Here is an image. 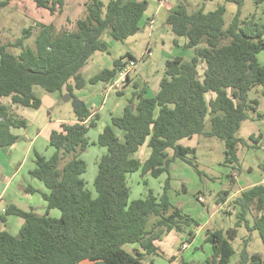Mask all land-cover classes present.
I'll return each mask as SVG.
<instances>
[{
	"label": "trees",
	"instance_id": "1",
	"mask_svg": "<svg viewBox=\"0 0 264 264\" xmlns=\"http://www.w3.org/2000/svg\"><path fill=\"white\" fill-rule=\"evenodd\" d=\"M14 0H0V11ZM39 8L54 13L64 6V0H34ZM204 3L213 0H202ZM238 5V11L225 28L226 7L205 11V5L195 11L180 1L177 9L166 20L167 26L178 37L187 39L186 48L194 49L190 61L182 57L166 62L164 78L154 97L146 90L135 93L122 116H112L95 144L107 149L98 160L94 186L96 196L87 188L83 176L87 163L82 155L90 145L88 133L97 127L99 115L86 106L75 111L77 119L62 123L50 134L49 146L54 149L47 158L35 153V167L30 175L44 184L45 191L32 186L27 193H39L47 203V210L39 214L34 208L25 210L8 205L1 216H17L24 220L17 235L0 231V264H153L159 247L156 242L171 231L188 234L191 242L199 222L170 202L167 181L162 196L152 191L145 198L130 199L128 174L141 172L159 178L170 173L171 165L179 159L198 170L196 150L179 144L194 136L215 138L225 144L224 165L242 172L238 157L239 147L253 148L239 137L243 122L250 114L261 117L259 99H251L250 92L261 88L264 97V65L258 55L264 51V23L255 17L242 20L243 0H226ZM258 4L264 0H256ZM51 4V5H49ZM148 0H88L87 14L76 22L75 31H58L51 25L38 23L24 29L15 43L0 42V149L22 140L16 130L27 128L26 119L13 109H39L41 99L34 92L39 86L47 92L82 89L86 80L81 69L96 52H107L102 37L105 32L117 41H124L140 30V23L149 8ZM36 33L34 47L26 40ZM18 48V54L9 48ZM135 60L130 54L128 60ZM126 62L121 58L113 69H106L89 82L109 84ZM202 68V77L199 68ZM122 94V91H118ZM215 96L209 98L208 94ZM7 98L10 105L3 103ZM132 105L135 106L132 110ZM210 129L207 130V119ZM116 129L123 132V140ZM263 138L262 135L259 136ZM251 139H255L254 136ZM150 154L145 160L135 158L143 146ZM173 150V155L169 153ZM191 156V157H189ZM233 184V175L229 176ZM229 191L217 195V204L225 202ZM199 198V197H198ZM241 208L238 222L228 231L207 230L205 243L212 247L207 264H231L236 254L232 241L239 228L257 231L264 244V185L245 190L233 201ZM255 206L257 215L252 224L249 215ZM57 209L60 217L50 215ZM261 214V215H259ZM159 219L150 229L151 217ZM249 239L235 264H264L260 253L250 254ZM182 264H199L187 263Z\"/></svg>",
	"mask_w": 264,
	"mask_h": 264
},
{
	"label": "rangeland",
	"instance_id": "2",
	"mask_svg": "<svg viewBox=\"0 0 264 264\" xmlns=\"http://www.w3.org/2000/svg\"><path fill=\"white\" fill-rule=\"evenodd\" d=\"M109 1L103 0L105 5ZM179 1L168 0L165 6H162L158 10V0H152L145 17L140 23L139 32L124 41H117L108 32H105L102 39L106 43L108 51L96 52L93 55L89 63L82 70L86 84L82 89H74L70 101H65L64 99L68 93L66 90L50 93L36 86L34 87V92L42 101L39 109L20 106L13 108L18 116L26 119L28 122L27 128L23 129L22 133L31 139L38 136L34 148L47 158L54 152V149L49 146L51 132L59 130L62 123H72L77 119L73 108V101L80 100L93 116L99 115L97 127L90 129L88 133L90 145L82 155L87 163V172L83 178L87 183V188L94 196H96L94 181L98 171L97 163L107 152L106 148L95 143L105 127L111 124V117L122 116L125 107L133 100L135 93L141 92L145 87L149 97L156 95L160 89L161 80L164 78L166 62L169 59L182 57L185 61H190L194 56V49L185 47L187 39L176 36L166 24L168 15L178 6ZM182 1L187 4L191 12L197 10L203 4L205 5L206 12L214 11L219 6L224 5L226 7L225 28H228L238 11L236 3L227 2L226 0H213L205 3L202 0ZM86 2L87 0H65L63 7L58 5L55 12L51 13L49 9L38 8L34 0H17L11 7H6L0 11V42L7 45L15 43L18 38L22 37L24 29L33 28L38 23L45 25L53 24L58 30L64 27L67 30H72L75 21L84 16ZM151 14L156 15V23L152 26L147 23V16ZM253 17H255L256 22L260 24L264 23V2L258 4L256 0H243L242 20H250ZM68 20H71L72 24ZM35 34L34 32L26 40L28 46L34 47ZM9 49L11 50L10 52L15 54L20 52L18 48L10 47ZM129 54L137 62L134 71L131 73V84L119 90L123 92L122 94H119L117 89L110 87L113 80L109 84L106 83V85L103 81L97 83L89 82L91 78L102 71L113 69L115 62L121 58L127 62ZM258 60L264 65V51L258 55ZM199 71L202 77L203 71L201 67ZM261 90V88H257L250 92V98L263 99ZM214 96V93L208 94L209 98ZM6 100L8 99H4L3 102H6ZM262 126H264V119L262 117H259L255 122H247L239 133V136H247L250 132L257 133V129L262 128ZM249 127L252 128L250 131L248 130ZM209 129L210 120L208 118L207 130ZM116 132L121 140H123V132L119 129H116ZM181 141V144L184 146L196 148V162L197 164L199 163L198 169L201 173L189 163L177 159L171 165L170 173H164L159 178H154L150 174L142 175L141 172L128 174L127 182L131 190L130 199L145 198L150 191L156 197H160L163 195L167 181L170 179V188L168 190L170 202L175 207L181 208L200 224L199 227L187 229V231L193 229L197 233L196 240L193 244L191 243L192 245L189 249L181 251L179 257L181 260L183 259V262L207 264V260L211 255V246L204 241L205 232L212 228H217L224 230L226 233L229 228H233L238 222L237 214L241 211V208L235 207L233 204L235 198L226 205V213L220 211L215 216L210 217L212 212L216 210L217 197L214 199V196L223 191H229V196H232L234 188L228 175H230L231 171L232 173L234 172L233 179H235L240 174L224 165L225 144L222 141L204 136L193 139L186 138ZM147 149L145 147L142 148L137 157L144 160L147 156ZM0 151L6 153L4 150ZM169 153L172 156L173 150L169 149ZM246 155H253V158L244 161ZM30 156L35 159L34 153ZM239 157L243 166L239 186L243 187L248 183H259L264 178V146L260 149H241ZM30 165L31 159L27 157L22 171L14 182V186L17 187L21 184L24 176L29 177L27 170ZM249 166L253 169L252 173L249 171ZM17 169L18 163L15 161L13 170L16 171ZM29 179L32 178L29 177ZM34 181L44 186L41 181L37 179ZM199 196L204 199V201L202 200L204 203L198 200ZM37 199L41 200L42 198L38 197ZM20 206L25 210H29L27 206ZM252 209L253 212L248 217L251 224L257 215L255 206H252ZM39 210V214L45 213L42 209ZM54 211L60 216L61 212L59 210L54 209ZM1 212L2 208L0 207V215H2ZM152 221H154V216L151 218V223L153 224L154 222ZM5 229L4 223L0 220V231H4ZM249 238V252L251 254L260 253L264 256V244L260 239L259 233L257 231L250 233L245 225L239 228L238 237L232 241L237 255L244 248L245 239ZM181 239L184 241L188 240L187 232L181 234ZM166 242L170 244L167 249L164 248L168 253L178 252L181 247V241L175 238L174 234L170 235ZM181 260L179 264L183 263ZM81 264H89V262H82ZM153 264L170 263L166 259L155 257Z\"/></svg>",
	"mask_w": 264,
	"mask_h": 264
},
{
	"label": "crops",
	"instance_id": "3",
	"mask_svg": "<svg viewBox=\"0 0 264 264\" xmlns=\"http://www.w3.org/2000/svg\"><path fill=\"white\" fill-rule=\"evenodd\" d=\"M16 1L17 0L12 1L9 4L8 7H11L13 5V3L16 2ZM148 1H149V4H150V2H152V0H148ZM161 1L162 0H158V4H159L158 7H157L158 10L162 6H165V4L168 2V0H165V2L163 4H161ZM180 1H182V0H180ZM64 4H65V0H64ZM177 7L175 9H177ZM86 14H87V11L85 10L84 16L82 18H79V19L85 18ZM155 16L156 15H153V14L147 16V23L150 26H151V24H150L151 22H153L154 24L156 23ZM144 17H145V15H144ZM79 19H77L75 21L72 31H75L77 29L76 22ZM68 22H70V24H72L71 20H68ZM63 29H66V27H64ZM63 29H60V30H63ZM60 30H58V31H60ZM35 36H36V34H35ZM186 43H187V41L185 42V44ZM9 51H11V50L9 49ZM16 54H18V53H16ZM89 61L87 62V64L89 63ZM85 66L80 71L82 76H83L82 70L85 68ZM131 82H132V77L130 75L129 82H128V84L126 86L130 85ZM104 84L106 85L105 82H104ZM144 89L146 90V87ZM146 96L149 97L147 90H146ZM154 96H150V97H154ZM4 99H6V98H4ZM257 99H259V102H260L258 111H259L261 117L264 119V98L263 99L262 98H257ZM8 100H6V102L4 101L3 103H5L7 105H10V101H8ZM13 108H16V106H13ZM91 117H94L93 114H92ZM258 119L259 118L256 116V114L251 113L250 114V119H248L245 122H243L242 127H241V131L243 130V128H244V126H245V124L247 122H255ZM59 129H60V127H59ZM251 129H252L251 127L248 128L249 131ZM22 130H16L15 131V133L17 135L23 137L20 142L14 144L11 147H8V148H5V149H0V150H4L6 152V153H3L2 151H0V207L2 208V212H1L2 215H0V220H1V216L4 215V209L10 204H14V205L18 206L19 208H22L20 205H24V206L29 207L28 209L34 208L37 212H40L39 209H42V211H44V212H46V210H47V203L45 202V200L42 198V196L39 193L29 194V193H27V190H26L28 185H30V186L38 189V190H41V191H45V189H44L45 187L43 185H39L38 183H36V181H34L35 178H33L30 175V171L33 170L34 167H35V159H34V157L31 158L30 155L34 153V156H35V153L38 152L34 148L35 143H36V139L38 138V136H36L35 138L31 139L27 135L22 133L23 132ZM257 131H258L257 133L250 132L249 134H247V136H243V137L239 136V137L247 140L248 144L253 146V148H251V149H260V148H262L264 146V126H262V128L257 129ZM260 135H262L263 138H260L259 137ZM252 136H254L255 139H251ZM198 137L199 136H194L191 139L198 138ZM181 143H182V141H179V144H181ZM144 147L146 149L148 148L147 149V156H146V158H148V156L150 154L149 153V147L145 145L142 148H144ZM187 147H190V146H187ZM142 148L140 150H142ZM191 148H194V147H191ZM194 149L196 150V148H194ZM241 149H247V148L239 147V149H238V157H239V152H240ZM196 152H197V150H196ZM138 154H140V151L135 153L134 157L138 158L137 157ZM27 157L29 159H31V165H30V167L28 168L27 171H28V174H29L28 176L30 178H32V179H29V177L24 176L23 177V182L16 187V186H14V182L16 181V179H17L18 175L20 174V172L22 171V167H23ZM252 158H253V155H246V158H245L244 161H248V160H250ZM239 160H240V157H239ZM15 161L18 163V169L16 171L13 170V165H14ZM242 171H243V166H242ZM249 171H250V173H252V171H253L252 167H250V166H249ZM263 172H264V166H263ZM230 175H234V172L232 173V171H231ZM230 175H228V178H229ZM241 175L242 174H240L239 177L235 178V182L233 183L234 190L232 192L233 193L232 196H229L225 200V202L222 203V204H217L216 203V210H214L212 212L210 217L215 216L220 211L226 213V211H225L226 205L229 202H231L232 199L238 198L245 190H248V189H250V188H252V187H254L256 185H259V184H263L264 185V178H263L259 183H248V184H246V186L241 187V186H239V182L241 181ZM217 195L214 196V199L217 197ZM38 197H41L42 199L41 200L37 199ZM199 199H202L204 201V199L201 196H199L198 200ZM202 200H199V201L203 202ZM22 209H24V208H22ZM50 215L53 216V217H56V218L60 217L59 214L56 213L54 210L50 211ZM259 215H261V214H259ZM158 219H159V217L154 216V221H152V222L155 223V221H157ZM3 223H4L5 227H6L5 230L9 231L13 235H16L20 231L21 227L23 226L24 220L22 218H20V217H17V216H8V217H6V222H3ZM152 225L153 224L150 223V229H151ZM211 230H220V229L212 228ZM194 233H195V231H194ZM172 234L175 235V238H177V239H179L181 241V247L179 248L178 252L175 251V252H172V253H168V252H166L164 250V248L167 249V247H169L170 244H168L166 241L170 237V235H172ZM196 236H197V233H195V235L193 237V240L190 242L188 240L184 241L183 239H181V233H178L176 231H171L169 233L164 234L162 236L161 241L156 242V244L159 247V251H158L156 257L166 259L167 261H169L170 264H179V262L181 260L179 255H180L181 251L189 249L190 246L195 242ZM204 241H205V235H204ZM184 245H186L187 247L184 248ZM211 255H212V247H211ZM211 255H210V257H211ZM234 258H235V261L233 262ZM181 261L183 262V259ZM238 261H239V255H237V253H236L234 255V257L232 258V263L231 264H235ZM84 262H89V261H84ZM81 263H79V264H81ZM147 263L149 264V261ZM189 263H196V262H189ZM89 264H93V263L89 262Z\"/></svg>",
	"mask_w": 264,
	"mask_h": 264
},
{
	"label": "built area",
	"instance_id": "4",
	"mask_svg": "<svg viewBox=\"0 0 264 264\" xmlns=\"http://www.w3.org/2000/svg\"><path fill=\"white\" fill-rule=\"evenodd\" d=\"M164 2L165 0H162L161 4H163ZM150 24L152 26L154 23L151 22ZM136 62H137L136 60L130 59L126 62V64L123 67L119 69L116 77L113 79L112 83L110 84V87L112 89H117L119 91L120 89H122L123 87L127 85L130 79V75L136 67ZM199 200H202V199H199ZM186 247L187 246L184 245V248Z\"/></svg>",
	"mask_w": 264,
	"mask_h": 264
},
{
	"label": "water",
	"instance_id": "5",
	"mask_svg": "<svg viewBox=\"0 0 264 264\" xmlns=\"http://www.w3.org/2000/svg\"><path fill=\"white\" fill-rule=\"evenodd\" d=\"M65 101H70L72 99V96L70 93H67L64 97ZM85 106V104L83 102H81L80 100H75L73 101V108L75 111H78L80 109H82ZM132 110H134L135 106L132 105Z\"/></svg>",
	"mask_w": 264,
	"mask_h": 264
}]
</instances>
